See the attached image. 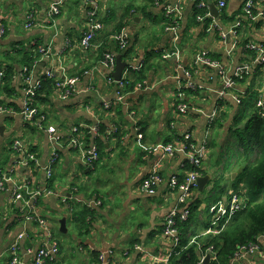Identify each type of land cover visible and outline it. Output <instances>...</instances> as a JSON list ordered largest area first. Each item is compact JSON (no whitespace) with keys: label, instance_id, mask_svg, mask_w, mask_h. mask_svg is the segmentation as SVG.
Wrapping results in <instances>:
<instances>
[{"label":"crops","instance_id":"1","mask_svg":"<svg viewBox=\"0 0 264 264\" xmlns=\"http://www.w3.org/2000/svg\"><path fill=\"white\" fill-rule=\"evenodd\" d=\"M55 1L59 0H0V27L4 29L0 36V71L12 70L11 91L2 89L3 81L0 82V107L6 109L0 111V177L7 179L0 189V264L7 263L8 248L18 235H22L19 256L23 264H32L34 251L52 242L58 246L56 264H154L153 257H162L173 248L172 239L163 232L164 219L174 209L179 212L184 203L178 201L179 192L171 190L168 182L172 175L181 178L186 174L185 155L177 153L161 161V182L154 194L142 191V179L157 159L160 145L177 140L176 134L180 137L189 134L199 143L212 111L217 108V121L223 113L225 120L221 121L220 129L216 119L212 124L209 142L214 144L207 149L203 169L207 170L212 154L218 159L222 143L229 136L233 114L241 103L234 97L242 100L252 91L264 95V63H257L256 54L253 58L252 53L244 49L248 42L264 46V19L252 20L242 13L246 0H223L224 7L217 8L218 17H213L215 26L208 30L212 18L207 27L204 21L194 22L191 0H99V20L111 9L114 10L112 18L104 23L100 21L101 29L90 47L84 48L81 39L88 29L87 14L91 7L85 0H60V13L51 21L47 10ZM205 1L218 7L220 0ZM127 4L133 7L125 17L123 28L129 35L127 48L131 50L128 56L121 58L128 63L123 73L129 76L128 67L136 70L148 54L152 55L150 62L154 68L147 72L143 88H137V82L132 91L123 92L122 102H116L119 87L108 81L109 71L101 62L103 57H98L100 53L102 56L107 52L119 54L113 34H105L119 20ZM177 4L181 15L176 41L180 56L179 59L164 58V53L172 51L174 46L172 32L165 29L173 22L165 11ZM252 10L264 14V0H253ZM237 22L241 23L237 34L228 33ZM221 32L227 33L224 41ZM235 39V47L229 50ZM34 44L49 47V53L31 67L32 82L48 69L60 78H78L76 90L69 97L61 98L60 91L55 89L46 101L36 103L39 114L45 116L42 129L21 114L26 85L19 51ZM202 52L219 62L227 75L243 65L250 66L251 70L221 98L218 95L223 86L220 71L216 67L193 65L196 54ZM178 66L193 69L191 77L198 86L187 95L189 108L185 114L178 112L175 103V91L185 80ZM255 79L260 82L258 86ZM107 103H113L112 108L106 106ZM97 124L103 126V133H93L92 127ZM49 126L55 127L54 134L46 131ZM137 135L142 136L140 141ZM71 139L77 140L84 149L100 144L97 161L88 165L82 150L71 145ZM15 141L35 154V163H20L21 155L13 146ZM52 147L58 151L49 184L53 194L40 196L35 201V211L44 221L40 224L27 220V208L22 201L13 199V185L42 189L47 183L44 166ZM226 175L223 179L230 192L231 182ZM215 176L206 185L210 188L206 191L209 202H204L205 186L202 191L194 189L186 203L188 207L193 203L197 206L186 222L190 231L196 230L201 235H205L203 226L209 219L206 207L214 203L218 194L217 188L213 190L214 183L210 185ZM60 195H65L69 201L63 202ZM224 199L222 195L220 200ZM95 200L99 204L93 208L91 223L87 230H79L71 212ZM64 217L66 232L59 230V221ZM57 224L61 237L69 232L71 225L73 228V245H69L66 259L61 255L66 246L63 237L53 232ZM178 234L180 236L179 229ZM262 247L264 250V241ZM108 250L112 252L107 262H100L99 255ZM94 255H97L96 260ZM238 264H264V255H255Z\"/></svg>","mask_w":264,"mask_h":264},{"label":"built area","instance_id":"2","mask_svg":"<svg viewBox=\"0 0 264 264\" xmlns=\"http://www.w3.org/2000/svg\"><path fill=\"white\" fill-rule=\"evenodd\" d=\"M194 4L195 9L200 8H208L211 4L207 3L205 0H191ZM85 3L88 4L91 9L88 11L87 17L89 19L88 22V29L84 33V36L81 39V44L84 48H89L92 40L94 39V36L97 31H99L102 27L98 14V6H99V0H85ZM60 0L55 1L50 4L48 10H47V16L51 21H54V17L60 13ZM252 4L253 0H246L243 8L242 13L247 16L248 18L252 20L257 19H264L263 13H254L252 10ZM225 3L223 0H220L218 2V9L224 7ZM180 5H174L173 7H167L165 14L168 18L172 19V22H176L175 25L170 26L166 28L167 31L172 32L173 35V51H167L164 53V58H170L175 57L179 59L180 56V50L178 46L176 45V41L178 39V33H179V25L178 21H180L181 15H180ZM214 16L211 15L210 10L207 11L203 16H197V21L201 22L205 18H209L212 20L210 26L208 27V30L214 28L215 24L213 23ZM171 25V24H170ZM27 27L31 26V23L28 22L26 24ZM239 26V22H237L234 26H231L228 33L237 34V28ZM4 34V29L0 27V36ZM227 33L221 32V37L223 38V41L225 40ZM112 38L117 43V49L118 51H124L129 43V35L125 31V28H122L119 32H116L112 35ZM236 40L233 43V47H231L229 50L233 49L236 45ZM40 51L43 52V57L45 58L46 55L49 53V47L45 46H39ZM245 50L254 51L256 54L255 61L257 63H264V46L260 43L256 42H248L244 45ZM102 64L107 68L109 71L108 81L110 83L115 82L117 87L123 88L125 85L123 82V79H125L126 73L122 74V77L119 81H115L112 77V72L114 71L115 64H116V55L113 53H105L103 55V58L101 60ZM194 66L197 65H205V66H211L216 67L220 73L222 74L223 78V86L222 89L218 92V95L222 98L226 96L236 85L237 79H241L243 75H247L249 71L251 70L250 66L243 65L239 66L235 69L234 73L232 75H227L221 64L217 61H214L210 58H208L205 53H198L195 56ZM35 66V65H34ZM181 70L183 75L185 76L184 82L182 84L178 85L177 96L179 98L183 97V92L181 91L183 88H191V89H197L198 86L193 82L192 80V74L189 73L187 68H184L182 66H178ZM23 71H29L27 67H23ZM44 74L47 77H52L53 72L52 70L48 69L45 70ZM4 76V70L0 71V82L2 81V77ZM32 78L29 76L26 80V86L24 87V100H23V108L21 111V114L23 117L27 120H31L36 127L39 129L43 128V124L45 122V116L39 114V110L36 106L32 104V96L35 93V90L39 87L40 81L34 80L32 82ZM77 77H64L58 80L56 83L57 89L60 91L61 98H67L70 95H72L75 92V86L77 82ZM137 88H143L141 84H137ZM124 98V94H118L116 102H122ZM234 99L237 102H241V99L238 97H234ZM106 106H110L109 103L106 104ZM255 106L259 107L260 109V116L264 121V95H260L256 102ZM176 108L179 113L185 114L188 112V106L186 103H178L176 104ZM0 111H6V109L0 107ZM219 112L218 108L213 110L210 117H209V124L208 127L205 130V133L199 143L195 142L190 138L189 134H185L182 137L178 138L175 141H169L168 143H164L160 145L158 148V154L156 155L157 159L155 162H153L151 170L149 174L142 179L140 188L143 192L147 194H154L155 190L158 186V184L161 182V176L159 174V167L161 164V161L165 158H171L175 156L177 153H182L185 155L186 159L185 161L189 163L190 169L187 170L186 174L182 176L181 179H179L178 176L172 175L169 178V187L171 190H175L179 192V201L181 203H184V207L178 212L177 210H172L166 215L164 219V229L163 232L169 236L172 239L173 242V248L178 245L179 243V234H178V222L186 221L190 214V209L186 205V203L190 200L191 193L194 189L197 188V177H199V174L197 172L198 167H201L206 155H207V145L209 143V136L211 135V129L212 124L217 118ZM74 131L77 130V127L73 128ZM46 131L49 134H54L56 129L54 126H49L46 128ZM92 131L94 134H98L97 125L92 127ZM138 140L140 141L142 139L141 135H137ZM52 141V137L50 139ZM71 145L78 147L82 150V156L85 159V162L88 165H92L93 162L97 161L99 157V152L97 150L96 145H92L90 148H82L81 144L75 140L71 139ZM14 148L19 152L21 155V161L20 163L23 165H30V163H35L37 158L34 153L29 151L27 148L23 147L19 141H15L13 143ZM153 151V149H152ZM154 153V151H153ZM58 160V151L55 147H52L51 152L49 154L48 160L46 165L44 166L45 175L47 178V183L44 185L42 189H36V190H30L27 188V186H23L20 184L13 185V199L14 201H22L23 206L27 208V220L30 221H37L40 224H43L44 221L42 218L38 216V214L35 211V201L40 196H49L53 194L49 184L50 180L52 178L53 174V167L55 163ZM7 181V179L3 176L0 177V189L3 187L4 182ZM63 202H67L68 197L65 195L59 196ZM98 200L93 201L92 203H87L86 205L90 208H94V206L98 205ZM245 207L244 201L240 199V197L234 193L231 194L228 198H225L224 200H218L214 203H212L208 208V214H209V226L205 231V234H218L221 232L224 227L228 224V221L238 212L243 210ZM22 237V235H18L16 239L10 244L8 248V256L11 257V260L8 264H23V262L20 259L19 256V239ZM260 239L264 241V233L259 235ZM258 237V239H259ZM194 241V240H191ZM262 243L261 244L256 242H248L244 244H240L236 247L232 257L229 260V264H236L241 261L247 260L250 257H253L255 255L263 254L262 251ZM168 251V253L162 257H153L154 264H169V257L171 255V252L173 250ZM209 251V258L214 256L215 252L212 250V247H209L207 249ZM28 252L30 253L31 250L29 249ZM112 250H108L107 253H101L99 255V260L102 263L107 262V257L111 254ZM58 253V246L55 242L52 243H44L42 244L36 251H34V260L32 264H44L47 258H53ZM205 256H202L200 258L201 263L203 262Z\"/></svg>","mask_w":264,"mask_h":264},{"label":"trees","instance_id":"3","mask_svg":"<svg viewBox=\"0 0 264 264\" xmlns=\"http://www.w3.org/2000/svg\"><path fill=\"white\" fill-rule=\"evenodd\" d=\"M153 2V0H151ZM131 4H127L123 7V13L119 15L118 21L111 28L109 34H114L119 32L123 26L126 25L125 17L132 9ZM114 10H108L105 18L100 19L101 22H106L108 19L112 18V12ZM209 9L194 8L193 21L197 22V16H203ZM209 18H205L203 21L206 23L205 27L208 26ZM176 22L168 25V27L175 25ZM180 27V21H178ZM167 28V25L165 29ZM130 48H126L124 51H118L121 57H126L130 53ZM173 51V50H172ZM171 52V50H170ZM252 53L253 58H255L254 51H247ZM20 62L28 70L34 65L38 64L40 59L43 57V52L39 49V44H34L28 49H22L19 51ZM151 54H148L145 61L139 67L134 70L128 67L130 75L123 79V88H118V94H123V92H130L133 90L135 84L144 85L143 80L146 77L147 72L154 68V64L150 62ZM103 56L99 55L98 58ZM190 74H192L191 68H187ZM29 77V71H23V80ZM12 78V70H8L4 73L2 77L3 86L2 89L5 91H11L9 89V83ZM246 78L243 75L241 79L237 81H242ZM61 79L57 75L53 74L52 77H47L43 74L38 80L40 81L39 87L35 90L32 96V104L36 106L37 102L46 101L49 96L57 89L56 83ZM136 84V85H137ZM183 97L179 98L177 96L178 91L176 90V104L186 103L188 106L189 102L187 95L195 92V89L183 88L181 90ZM259 97V93L256 91L248 92L247 97L241 100V103L230 122L229 126V138H227V146L232 145L236 147L235 158L231 161L233 154L229 155L228 161L224 164L223 170L219 175H216V179H223L227 171V180L231 182L232 191L228 192L225 184L214 186L213 190L217 188L218 194L214 199V202L220 200L222 195L228 198L231 192L236 193L242 201L245 203L243 210L238 211L231 219L224 229L218 234H204L201 235L196 230L190 231V226L186 221L177 223V227L180 232L179 243L176 245L169 257V264H203L200 261L201 256L209 255L207 250L212 247L215 252L214 256L211 255L207 264H229V260L232 257L236 247L240 244L255 242L257 237L264 233V121L260 116L259 107L255 106V102ZM121 104V103H119ZM113 103L109 108H112ZM218 118V117H217ZM216 118V121H217ZM220 120L217 121L219 129L222 128L221 121L225 120V113L219 117ZM173 128V127H172ZM98 133H103V126L97 124ZM176 139L180 138L176 134ZM211 139V136H210ZM98 139L97 142L98 143ZM214 144L210 143L209 145ZM96 145V144H95ZM208 145V147H209ZM97 150L100 152V144L96 145ZM220 163V162H218ZM31 165V163H30ZM186 168L190 169L189 163L185 161ZM234 168V169H233ZM201 175H206V170L203 167L196 168ZM236 172V176L231 179V173ZM182 178V177H181ZM179 177V179H181ZM231 179V180H230ZM242 184L241 189L238 187ZM69 201V199H68ZM197 206L194 203L189 205L190 214L192 215L196 211ZM208 211V207H206ZM94 211L87 205L76 209L71 212V217L73 222L79 224V230H87L89 224L91 223ZM209 215V214H208ZM209 217V216H208ZM209 226V219L203 226L204 231ZM194 240V241H191ZM262 251L263 247H262ZM58 254V253H57ZM56 254V256H57ZM56 256L53 258H47L44 264H56ZM97 255H94L96 260ZM11 257L8 258V264Z\"/></svg>","mask_w":264,"mask_h":264},{"label":"rangeland","instance_id":"4","mask_svg":"<svg viewBox=\"0 0 264 264\" xmlns=\"http://www.w3.org/2000/svg\"><path fill=\"white\" fill-rule=\"evenodd\" d=\"M259 80L258 79H255V86H258L259 85ZM253 86V85H252ZM211 138H212V135H211ZM227 138H229V136H227L223 143H222V149L220 150L219 152V157L217 159V155L216 154H212L210 156V159L209 161L207 162V170L206 172L209 173V175L212 177H214V175H219L221 174L222 172H224V170L221 169V167H223V165L228 161V157L229 155L233 154V156L231 157V161L235 158V152H236V147L232 146V145H228L227 146ZM214 140V139H213ZM220 153H221V157H220ZM220 162V163H218ZM234 169V168H233ZM230 171V170H229ZM226 172V174L228 175V172ZM233 173H236V172H233ZM226 175V176H227ZM213 183H214V186L216 187L217 185H223L225 184V181L224 179H214L213 178ZM210 185L212 186V182L210 183ZM210 188H208V186H206L205 190L202 192L204 193L203 194V198H204V202H209L211 199H210V196L208 195V192H206L207 190H209ZM234 192H232L231 194H233ZM72 226V225H71ZM70 226L69 228V232L65 235V236H62L63 237V241H64V244L66 246H64L62 248V251H61V255L66 259V254L68 253L69 251V245L73 243V240H74V237L72 236V232H73V228ZM58 224L55 225L54 229H53V232L55 233V235L59 236V238H62L60 235H58L59 233H57V230H58ZM73 245V244H72ZM238 264V263H236Z\"/></svg>","mask_w":264,"mask_h":264},{"label":"water","instance_id":"5","mask_svg":"<svg viewBox=\"0 0 264 264\" xmlns=\"http://www.w3.org/2000/svg\"><path fill=\"white\" fill-rule=\"evenodd\" d=\"M209 10H210V13H211L212 16L218 17V9H217V7L214 4H211L209 6ZM121 58L122 57H121L120 54L116 55V64H115L114 71L112 72V76H113L115 81H119L121 79L124 70L128 66V63L122 61ZM40 64H43V63H40ZM234 174L235 173H233L231 175L232 178L235 176ZM210 179H211L210 175H202V176L197 177V188H198V190L202 191L203 188L210 182ZM212 184H213V181H212ZM59 222H60L59 230L62 231V232H66L65 217L61 218ZM208 261H209V255H206L204 257L202 263L203 264H207Z\"/></svg>","mask_w":264,"mask_h":264},{"label":"bare ground","instance_id":"6","mask_svg":"<svg viewBox=\"0 0 264 264\" xmlns=\"http://www.w3.org/2000/svg\"><path fill=\"white\" fill-rule=\"evenodd\" d=\"M239 24H241V23H239ZM168 27V26H167ZM240 29H241V27H240ZM236 40V39H235ZM112 75V74H111ZM142 85V84H141ZM137 86V85H136ZM136 88V87H135ZM184 93V92H183ZM211 136V135H210ZM210 136H209V141H210ZM208 145H209V143H208ZM208 145H207V149H208ZM206 149V150H207ZM202 166V165H201ZM197 172H198V174H199V176H201V174L199 173V171L197 170ZM197 189V188H196ZM232 193V192H231ZM234 194V193H233ZM179 201V200H178ZM93 209V208H92ZM259 237V236H258ZM258 237H257V241L261 244V241L263 242V240L262 239H260V237H259V239H258ZM256 242V241H255ZM202 257V256H201Z\"/></svg>","mask_w":264,"mask_h":264}]
</instances>
